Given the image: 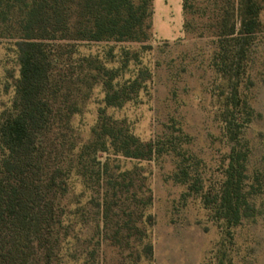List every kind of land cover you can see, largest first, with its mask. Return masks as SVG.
Segmentation results:
<instances>
[{"label":"rangeland","instance_id":"rangeland-1","mask_svg":"<svg viewBox=\"0 0 264 264\" xmlns=\"http://www.w3.org/2000/svg\"><path fill=\"white\" fill-rule=\"evenodd\" d=\"M216 1L188 0L184 9L183 0L167 38L157 33L153 1L145 42L48 45L51 80L60 83L58 105L67 114L62 131L71 171L57 203V249L50 263L40 252L31 264H264V0H257L260 31L235 78L215 66V27L222 21ZM232 21L239 28L238 12ZM97 63L114 77L112 90ZM20 75L17 40L0 37V119L13 107ZM122 87L129 100L109 105L108 95ZM228 111L245 121L248 185H262L251 200L256 215L230 231L205 204L225 180L232 146ZM103 117L156 153L130 158L109 144L86 156L83 171L77 157L95 141ZM183 155L199 193L174 180Z\"/></svg>","mask_w":264,"mask_h":264},{"label":"trees","instance_id":"trees-1","mask_svg":"<svg viewBox=\"0 0 264 264\" xmlns=\"http://www.w3.org/2000/svg\"><path fill=\"white\" fill-rule=\"evenodd\" d=\"M153 1L0 0V37L17 40L21 63L13 107L0 119V264H31L40 252L50 263L57 249L56 233L61 229L57 203L67 188L71 150L62 131L67 128L63 127L67 114L58 105L60 83L51 80L48 45L145 42L152 29ZM187 2L184 0V9ZM220 2L223 5L218 8ZM215 4L214 11L222 20L215 27L220 30L215 66L219 73L235 78L260 31L262 7L257 0H217ZM235 12L239 28L232 21ZM103 70L97 63V71L108 79V91L112 90L114 77ZM126 93L123 87L116 90L113 97L108 95L107 103L129 100ZM236 93L234 101L238 100ZM239 113L225 114V131L232 143L229 163L220 190L214 197L207 196L205 203L229 231L256 215L251 200L262 187L248 185L251 150L242 138L245 121L238 118ZM244 114L250 116L247 111ZM95 136L77 157L85 172L86 156L101 147L106 150L109 144L130 158L156 153L152 145L144 146L134 136L115 130L106 117L97 125ZM70 146L72 150L76 147ZM183 156L174 180L199 193L201 188L192 182L195 177ZM97 174L101 176L100 171Z\"/></svg>","mask_w":264,"mask_h":264},{"label":"crops","instance_id":"crops-1","mask_svg":"<svg viewBox=\"0 0 264 264\" xmlns=\"http://www.w3.org/2000/svg\"><path fill=\"white\" fill-rule=\"evenodd\" d=\"M155 8V26L157 33H163L164 37H170L176 30L172 25H177L181 17L183 0H154ZM173 17V18H172Z\"/></svg>","mask_w":264,"mask_h":264}]
</instances>
